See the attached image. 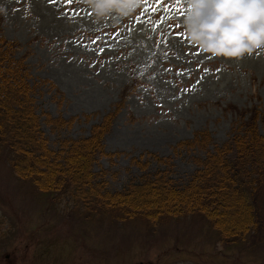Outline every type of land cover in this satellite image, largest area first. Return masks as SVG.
<instances>
[{
  "label": "rangeland",
  "instance_id": "374dc122",
  "mask_svg": "<svg viewBox=\"0 0 264 264\" xmlns=\"http://www.w3.org/2000/svg\"><path fill=\"white\" fill-rule=\"evenodd\" d=\"M187 2L147 0L130 16L98 19L88 0H0V38L19 45L42 136L62 157L49 159L57 173L34 179L0 152V264H264V200L240 237L219 232L211 209L119 211L142 180L180 191L212 155L236 159L264 140V50L237 59L194 45ZM95 137L86 185L72 178L46 193L72 159L67 147ZM90 181L105 204L81 197Z\"/></svg>",
  "mask_w": 264,
  "mask_h": 264
},
{
  "label": "trees",
  "instance_id": "16d2710c",
  "mask_svg": "<svg viewBox=\"0 0 264 264\" xmlns=\"http://www.w3.org/2000/svg\"><path fill=\"white\" fill-rule=\"evenodd\" d=\"M18 46L15 42L0 38V152H9V159L14 160L10 162L12 169L17 165L23 166L21 177L36 179L35 176L40 173L51 177L60 168L56 164V170H53L49 159L60 162L62 157L60 154L58 157L53 154L54 158H51L52 153L46 146V138L42 136L30 98L33 87L27 82L26 70L21 69L22 62L13 56ZM249 144L253 148L252 152H246L243 156L235 155L236 159L212 155L209 166L195 174L180 191L172 188L167 181L151 178L142 180L132 190L127 191L128 198H118L122 203L118 206L119 211H137L142 214L147 212L157 217L156 215H168L180 207H189L190 212L203 214L211 209V217H218L219 232L235 236L238 233V237L244 235L260 221L259 211L262 207L258 204V199L264 200V169L259 168L256 176L253 172L256 161L259 160V166L264 165V140L257 138ZM73 145L67 147L68 151L71 150L72 159L61 163L66 164L64 174L58 179L53 178V182L51 178L46 181L45 184L52 185L45 190L46 193L54 194L57 188L70 187L72 178L77 182L76 187L79 184L86 185L89 172L86 152L97 147L99 139L95 137L89 143ZM248 163L250 166L247 167ZM74 191L77 192L76 188ZM106 196L102 184L97 187L92 181L81 197L90 207L105 204ZM116 196L120 197L121 193Z\"/></svg>",
  "mask_w": 264,
  "mask_h": 264
},
{
  "label": "clouds",
  "instance_id": "9594fccd",
  "mask_svg": "<svg viewBox=\"0 0 264 264\" xmlns=\"http://www.w3.org/2000/svg\"><path fill=\"white\" fill-rule=\"evenodd\" d=\"M98 19L130 16L137 0H88ZM183 27L212 55L243 58L264 50V0H188Z\"/></svg>",
  "mask_w": 264,
  "mask_h": 264
},
{
  "label": "snow or ice",
  "instance_id": "6c2138e0",
  "mask_svg": "<svg viewBox=\"0 0 264 264\" xmlns=\"http://www.w3.org/2000/svg\"><path fill=\"white\" fill-rule=\"evenodd\" d=\"M50 2H55V0H50ZM65 2H66V3H71L72 0H65ZM137 2H144V3L146 4V3H147V0H137ZM161 2H162V0H156V3H161ZM177 2H179V0H177ZM177 35H181V34H180V33H177ZM93 43H95V41H93ZM100 51L103 52L104 49L101 48ZM197 67H199V66H197ZM169 71H171V69H169ZM204 71L207 72L208 69H205ZM178 74H179V75H184V74H185V70H180V71L178 72ZM188 75H189V76L191 75V72H190V71L188 72ZM197 83H199V81H197Z\"/></svg>",
  "mask_w": 264,
  "mask_h": 264
}]
</instances>
